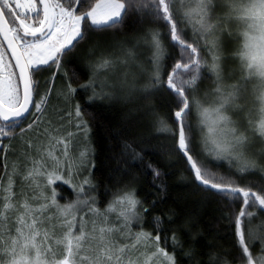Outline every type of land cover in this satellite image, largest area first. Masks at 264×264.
<instances>
[{
  "label": "snow or ice",
  "instance_id": "snow-or-ice-1",
  "mask_svg": "<svg viewBox=\"0 0 264 264\" xmlns=\"http://www.w3.org/2000/svg\"><path fill=\"white\" fill-rule=\"evenodd\" d=\"M68 4L66 7L61 0H39V4L37 0H0V34L18 68V72L9 71L6 76H0V138L12 137L26 115L31 114V108L40 112L42 105L47 103V94L39 103L32 99L38 89L32 78L34 71L49 63L59 66L61 55L74 47L73 41L83 40L88 31L115 27L132 8L148 9L156 20L165 23L170 42L180 50L183 62L175 63L167 79H162L160 64L164 49L161 34L149 30L145 42L153 50L152 87H166L177 98L179 110L174 111V117L178 125V148L191 162L196 180L205 189L214 190L228 199H242L245 208L259 206L264 209V196L216 177L188 155L192 126L187 123L188 115L196 109L200 116L201 139L210 154L236 161L237 172L241 174L257 167L248 159L247 152L253 137L264 142V0H95L94 3L92 0H68ZM85 4L89 8L80 15L72 7ZM217 7L222 10V16H216ZM29 13L34 14L35 19H28ZM10 19L15 22L13 26H10ZM226 22L237 24L239 31H229L224 27ZM82 24H86L83 29ZM185 26L191 29V39L195 43L182 38ZM225 33L237 37L240 42L234 58L239 61L241 80L232 85L222 83L223 41L220 35ZM4 47L0 42V71L10 68L12 63L4 62L7 55ZM201 50L210 56L211 63L203 58ZM124 55L128 59L111 54H102L96 59L92 78L81 86L93 90L92 99L111 95L106 89L127 86L129 73L118 76V66L127 68L129 60L134 61L135 56L131 49ZM202 69L215 76L213 99L207 106L196 96ZM185 75L188 78H184ZM247 85L252 86L250 94L254 107L251 109L241 103L247 101ZM74 91L69 86L68 92ZM229 111L236 115L247 112L243 117L246 127L234 120ZM72 116V113L68 114L70 123ZM74 117L78 121L76 128L86 135L87 124L79 107ZM36 123L34 120L27 129L20 128L21 133L32 130ZM162 130L169 129L165 126ZM43 134L48 139V146L36 149L39 159L26 155L31 167H26L21 174L14 164L7 173L6 183L0 184V264H176L175 255L160 247L159 234L153 236L150 232L132 231L133 222H140L137 211L140 201L134 192L118 190L104 211L95 206L94 197L91 200L79 198L86 185L91 189L87 179L76 189L78 198L71 203L59 204L54 191L49 196L45 189L53 183L54 173L65 166L69 172L79 169L88 156V149L80 150L73 157L74 133L56 137L45 128ZM28 146L33 147L31 141ZM155 174L159 175L158 172ZM16 176L21 177L30 196L23 191H13ZM217 180L219 182H215ZM112 214H115L114 221L109 219ZM254 215L242 208L235 217L237 245L245 264H264V248L261 255L254 256L249 247L254 237L251 227ZM258 230H264V223ZM175 243L173 237L174 246Z\"/></svg>",
  "mask_w": 264,
  "mask_h": 264
},
{
  "label": "trees",
  "instance_id": "trees-1",
  "mask_svg": "<svg viewBox=\"0 0 264 264\" xmlns=\"http://www.w3.org/2000/svg\"><path fill=\"white\" fill-rule=\"evenodd\" d=\"M65 1L61 0L62 3ZM75 8L80 15L88 10L89 5H76ZM84 27L86 24H82V29ZM185 28L182 38L195 43L191 39V29L187 26ZM149 30L161 34L164 56L160 64V75L166 80L174 64L183 62L180 50L170 42L163 21L156 20L148 9L132 8L123 22L115 27L104 31H88L79 43L74 41V47L70 51L66 50L59 59V66L44 65L34 71V80L38 84L36 99L39 102L43 94L49 96L47 110L51 109L50 122L55 126L76 125L78 121L74 111L77 107L87 124L92 151L87 180L91 189L86 185L80 197L90 198L88 200L94 197L95 206L104 209L118 190L134 192L140 201L137 206L140 231L150 232L153 236L159 234L160 247L175 255L176 264H224V261L227 264H245L237 245L234 219L242 208L246 211L248 207L245 208L242 199H228L198 184L188 160L178 148V125L174 111L179 109L174 94L166 87L153 88L152 75L145 72L133 73L135 85L131 92L127 91L129 94L117 87V91L122 94L114 90L112 95L92 99L93 90L81 87L92 78V62L99 57L101 37L110 38L113 47L120 45L143 52L138 47L140 44L137 37L147 36ZM232 40L227 37L223 43L226 58L229 59L234 48L228 41ZM201 55L204 59L207 57L202 50ZM149 63L152 65L149 61L146 67H149ZM134 71L136 68L133 66ZM201 72L196 94L208 91L206 83L209 82V71L202 69ZM69 86L75 89L71 94L68 92ZM96 91L99 92V88ZM69 113L73 114V124L69 122ZM197 118V110L193 109L187 117V123L192 126L189 153L198 166H205L216 177H223L234 186L264 196L262 146L254 148L259 153L248 155V159L257 167L241 174L237 172L236 161L230 162L225 158H217L215 153L210 154L201 139ZM40 119L41 115L37 123ZM165 126L169 130H162ZM22 134L10 140L13 149L5 159L3 150H0V177L5 171L6 160L20 157L23 147H26L20 141ZM56 187L66 193L59 198L61 201L78 196L75 190L63 183H56ZM249 209L255 214L251 222L254 237L249 247L254 256H259L264 248V240L261 239L263 236L261 230H258V223L264 218V210L251 206Z\"/></svg>",
  "mask_w": 264,
  "mask_h": 264
},
{
  "label": "rangeland",
  "instance_id": "rangeland-1",
  "mask_svg": "<svg viewBox=\"0 0 264 264\" xmlns=\"http://www.w3.org/2000/svg\"><path fill=\"white\" fill-rule=\"evenodd\" d=\"M65 3H68V0L65 1ZM37 4H39V0H37ZM65 6L68 7L69 5L65 4ZM72 7H76V5H74ZM222 15H223L222 10L219 7H217L216 8V16L219 17ZM27 18L30 20H33V19H35V16H34V14L29 13ZM9 22H10L11 26H13L15 23V22L11 21V19L9 20ZM224 27L228 28V30L233 32V33L239 31V26L233 22H226L224 24ZM227 37H229V36L226 33L220 35V38L223 41V43L225 42ZM147 38L148 37L146 35H145V37H143V36L137 37L138 44H140L138 47H141L143 52H140L138 50L137 51L133 50V48H125V47L120 46V45H118L117 47H113L110 43L111 39L107 38V37H101V41L99 42V45L101 47L99 56L102 54H111L114 57L119 58V59H128L124 55L125 51L127 49H131L132 52L134 53L135 59H134V61L129 60V66L127 68H120L118 66V73H117L118 76H122L123 73H125V72L129 73V75L127 76V86H125L123 88L119 87V90L120 89L124 90V93H126V94L128 92H131L133 90V85H135V83L133 84V77H134L133 73L139 74L140 72H143V73L145 72L149 76H151L153 71H154V66H153V63L151 60L153 50L151 49L150 45L145 42V40ZM29 39H31V38H29ZM160 39H161V36H160ZM231 40L232 41H228V43L231 42L230 45L231 46L233 45L234 51L230 54V59L226 58V54H225L223 47H222V52H221L222 59H221L220 65H221V72H222V76H223L222 83L225 85L237 84L241 80L239 61L234 58V55L239 48L240 42H239L238 38L235 36H232ZM0 42H3L1 40V38H0ZM161 44H162V39H161ZM162 47H163V45H162ZM136 49H138V48H136ZM3 50L5 51V53H7L5 50V47ZM61 57H62V55H61ZM205 60H207L208 63H211L210 56L207 55V57H205ZM9 61H11V60L7 54L5 56L4 62L7 63ZM149 61H151L152 65L149 63V67H146V65ZM94 62H92L93 66L95 64ZM133 66H134V68H136V71H134V72H133ZM9 71L15 72L12 64H11L10 68H5V69H3V71H0V76H6ZM207 76H208V74H207ZM184 78H188V77H184ZM208 78H209V82L206 83L208 86L207 87L208 91H204L202 93L200 92L199 94H196L197 99H199L203 103H205V106H207L208 102L211 99H213L211 93H212V90L214 89V87L216 86L215 85V76L211 72H209V76L207 77V79ZM134 80L136 82V79H134ZM137 84H139V83H137ZM247 87L249 88V95L247 97V101L245 102L242 100L241 103H246L247 108L251 109L254 107L253 102H252V96L250 94L252 86L247 85ZM114 90H116L117 94H122L121 92L117 91L116 88L115 89H106V91L111 92V95H112V92ZM206 93L208 94L207 100L205 99ZM42 96H44V94ZM48 97H47V103L45 105H42L43 108L41 111L40 121L38 123H36L35 127L32 130H28L26 133L22 134V136L20 138L21 143H23L26 146V147H23L22 152H21V156L14 158V159L11 158L9 161L6 160L5 171L3 172V174L0 177V178H2V179H0V184L6 183L7 173L11 171L12 166L14 164L17 166V168L21 174H23L25 172L26 167H31V164H29V162L25 159L26 155H31L33 158L39 159V156L36 152V149L37 148L43 149V148L48 146V139L43 134L45 128H47L52 133V135H54L56 137L64 136L66 132H72L75 134L72 137V143H71V153H72L73 157L77 156L79 151L82 149H85V148L88 149V156L85 159L83 166H81L79 169H73L71 172H69L67 166H65L63 169L57 170L54 173V175L52 176L53 183L48 188L45 189L46 193L49 196L51 195L52 191H54L56 194V200L58 201V203L61 205H64V204H68V203H71V202L77 200L78 196H76L75 199L72 198L73 200L69 199L67 201H61L59 198L61 196H65L66 193H64L60 189H58L56 187V183L60 182V183L65 184L66 186L69 187V189L75 190V193L78 195L76 189L89 176V169H90V164H91V159H92V151H91V146L89 145V133H88V131L86 132V135H85L84 133L80 132V130L76 129L75 125L67 126L66 124H64V125L59 124L58 126H55V125H53V123L50 122L51 109L47 110V105L49 102ZM197 113H198V111H197ZM228 114L231 115L234 120H239L241 122L242 127H246V122L244 121L243 117L245 115H247V112H245L241 115H236L233 111H229ZM197 122H198L197 124L200 128V116H199V114H198ZM70 124H73V123L71 122ZM248 134L250 136L252 135L251 132H249ZM29 141H31V144L33 146L32 148H29V146H28ZM258 146H262V151H264V142H261L258 138L253 137V143L247 152V157L250 153L255 152L254 148L255 147L258 148ZM255 153H259V152H255ZM59 154H60L59 151H57V155H59ZM49 171H51V169H49ZM57 177H62V179H57ZM14 180H15V185L13 188L14 192L20 193L21 191H23V192L27 193L29 196L31 195V192L29 191V189L27 188L25 183L22 181L20 176L14 177ZM79 198L85 199L82 196L81 197L79 196ZM87 199H90V198H87ZM251 207L257 208L259 206H251ZM105 209L106 208L100 209V210L104 211ZM84 211H87V209H84ZM246 211L250 212L249 207L246 209ZM109 219L114 221L115 220V214H112L109 217ZM262 223H264V218L259 221L258 225H261ZM133 224H135L134 227H133ZM133 224H132V231L133 232H139L141 229L140 228L141 225L139 223H136L135 221L133 222ZM135 227H137V228H135ZM261 232H262V236L264 238V230H261ZM263 244H264V242H263Z\"/></svg>",
  "mask_w": 264,
  "mask_h": 264
},
{
  "label": "flooded vegetation",
  "instance_id": "flooded-vegetation-1",
  "mask_svg": "<svg viewBox=\"0 0 264 264\" xmlns=\"http://www.w3.org/2000/svg\"><path fill=\"white\" fill-rule=\"evenodd\" d=\"M0 38H1V37H0ZM1 40H2V39H1ZM5 50H6L7 54H8V57L10 58V60H11V62H12L11 64H12V66H13L15 72H17L16 67H15V65H14V63H13V61H12V58H11V56H10V54H9V52H8V50H7L6 47H5ZM50 64H52V63H49L48 65H50ZM42 66H44V65H42ZM32 78H33V80H34V72H33V77H32ZM34 81H35V80H34ZM36 95H37V91L34 92V99H33L34 103H38V101H37V99H36ZM42 108H43V107H42ZM75 110H76V109H75ZM74 112H75V111H74ZM30 113H31L30 115H26V117H25L23 123L20 125V127L16 128V131L13 132L12 137L0 138V150H1V149L3 150V158H4V159L7 157L8 153H9L10 151H12V149H13V148H12L13 145L11 144L10 140H11L13 137H16V135H20V134H22L21 131H20V128L27 129L28 124L32 123L34 120L38 121V119L40 118L41 111H40V112H37L34 108H31V109H30ZM26 122H28V123H26ZM24 132H25V131H24Z\"/></svg>",
  "mask_w": 264,
  "mask_h": 264
},
{
  "label": "water",
  "instance_id": "water-1",
  "mask_svg": "<svg viewBox=\"0 0 264 264\" xmlns=\"http://www.w3.org/2000/svg\"><path fill=\"white\" fill-rule=\"evenodd\" d=\"M11 26V25H10ZM0 37H1V39H2V41H3V35L2 34H0ZM30 38V37H29ZM3 43H4V45H5V47H6V44H7V42L6 41H3ZM7 48V47H6ZM7 50H8V52H9V54H10V52H11V50L10 49H8L7 48ZM11 56V55H10ZM11 58H12V61H13V63H14V65H15V59H14V57H12L11 56ZM16 67V66H15ZM16 70H17V72H18V68L16 67ZM32 99H34V93H33V96H32ZM183 153V152H182ZM184 154V153H183ZM188 155H191L190 153H188ZM184 156L186 157V159H187V156L184 154ZM192 156V155H191ZM188 160V159H187ZM189 162V165H190V168H191V162L190 161H188ZM192 169V168H191ZM193 170V169H192ZM194 171V170H193ZM198 182V181H197ZM198 184H200L199 182H198ZM264 210V209H263Z\"/></svg>",
  "mask_w": 264,
  "mask_h": 264
}]
</instances>
